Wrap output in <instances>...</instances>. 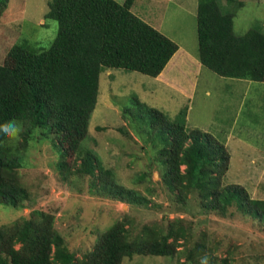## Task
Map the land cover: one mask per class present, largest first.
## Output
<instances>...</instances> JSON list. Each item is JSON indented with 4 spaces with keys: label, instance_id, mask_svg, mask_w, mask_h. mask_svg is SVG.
<instances>
[{
    "label": "trees",
    "instance_id": "1",
    "mask_svg": "<svg viewBox=\"0 0 264 264\" xmlns=\"http://www.w3.org/2000/svg\"><path fill=\"white\" fill-rule=\"evenodd\" d=\"M227 1L243 4L241 0ZM133 3L48 0L44 18L58 23L50 47L32 50L15 45L7 52L0 63V128L15 121L22 131L18 135L20 145L8 146L4 144L7 134L0 130V205L24 207L30 198L21 184L16 153L28 149L37 130L43 136H55L61 170L80 179H96L97 172L100 185L93 180L92 187L98 186L107 198L143 203L136 192L112 181L111 170L105 169L92 151L82 149L97 103L101 72L114 69L155 78L178 51L173 40L131 12ZM7 5L8 0H0V21ZM234 16L222 11L219 0H198L197 60L219 77L264 83V33L250 29L243 35L235 34ZM133 106L135 113L125 109L123 117L130 115L140 134L142 130L160 138L163 146L157 150V161L161 181L176 203L186 205L192 196L201 214L226 218L236 207L241 215L264 221V200L250 198L241 185L222 186L230 164L223 143L207 132L187 130L185 110L170 120L136 100ZM77 153L81 162L71 171L69 158ZM7 154L12 157L6 158ZM53 222L50 214L34 210L27 219L0 227V264H122L123 259L135 255L176 254L184 258L179 264H200L205 254L210 264L218 262L205 244H187L191 228L182 219L168 220L163 227L145 226L134 238L129 237L125 223L117 222L81 259L70 252ZM227 260L223 258L220 263L227 264Z\"/></svg>",
    "mask_w": 264,
    "mask_h": 264
},
{
    "label": "rangeland",
    "instance_id": "2",
    "mask_svg": "<svg viewBox=\"0 0 264 264\" xmlns=\"http://www.w3.org/2000/svg\"><path fill=\"white\" fill-rule=\"evenodd\" d=\"M241 1L240 6L219 0L223 12L235 15V34L243 35L250 29L264 33V0ZM47 3L48 0H8L0 21V63L15 45L32 50L50 47L58 23L44 18ZM155 3L139 0L134 13L137 9L154 12L162 33L187 51L178 52L176 59L186 55L188 61L180 62L179 67L169 65L167 74L173 77L172 82L157 81L136 72L103 70L87 138L82 142L83 150L92 151L102 166L111 170L112 181L136 192L143 203H121L107 198L98 186L92 187L93 180L100 185L97 172L96 179H80L61 170L58 167L61 152L55 136H43L37 130L28 149L16 153L21 163V184L29 191L30 198L24 207L0 205V227L27 219L34 210L50 214L55 230L70 252L81 259L93 249L98 237L117 222L125 223L129 237L134 238L145 226L163 227L168 220L182 219L191 228L187 244H205L218 258L217 264L223 258L228 259L227 264H264V221L241 215L236 207L230 209L231 215L226 218L201 214L192 196L186 205L176 203L175 196L161 181L157 161V150L163 146L160 138L142 130L140 134L131 124L130 115L123 117L125 109L135 113L133 100L161 111L170 120L185 110L187 130L211 134L230 154L229 170L222 178V186L238 184L250 198L264 200V83L222 78L202 67L195 56L194 5L163 0L156 10ZM9 123L19 131L15 136L7 135L4 144L19 146L22 128L15 121ZM80 157L77 153L69 158L71 171L80 164ZM183 260L177 254L135 255L123 259L122 264H179Z\"/></svg>",
    "mask_w": 264,
    "mask_h": 264
},
{
    "label": "crops",
    "instance_id": "3",
    "mask_svg": "<svg viewBox=\"0 0 264 264\" xmlns=\"http://www.w3.org/2000/svg\"><path fill=\"white\" fill-rule=\"evenodd\" d=\"M149 2H157V3H155L156 5V10H157V8H158V6L160 5V4H162V1L163 0H148ZM178 1H181L185 6H188L189 5V3L188 2H191V4H193L194 5V14H195V17H196V11H197V6H198V0H178ZM137 3H139V0H134V3H133V5H132V7H131V12L135 15V16H137L138 18H140L142 21H144L145 23H147L148 25H150V26H152L153 28H155V29H157L158 27L160 28V24L158 23V21H157V19L155 18V16H154V12H152V11H149V12H145L144 10H141V9H137V12L136 13H134V5H136ZM159 3V4H158ZM156 12V11H155ZM158 26V27H157ZM157 29L160 33H162V29ZM164 36H166V37H168L169 39H171V40H173L171 37H169V36H167V34H165V33H162ZM174 41V40H173ZM176 43V42H175ZM177 44V43H176ZM177 46H178V51L175 53V55L172 57V59L169 61V63L167 64V66L165 67V69L161 72V74L159 75V76H157V77H155V78H153V79H157V81H159V80H170V82H172L171 80V78H173V77H171L170 76V74H167V69H168V67H169V65L171 64H175V65H177V67H179L180 66V62H186V61H188V57L186 56V55H182L181 56V60H177L176 58L177 57H175L176 55H177V53L178 52H181V51H184L185 53H183V54H186L187 53V51L186 50H184L185 48H183V47H180V45H178L177 44ZM188 50V49H187ZM195 56L197 57V52H196V54H195ZM174 59V60H173ZM189 59H190V61H194V59L193 58H190L189 57ZM166 71V72H165ZM165 72V75L166 76H164L163 77V73ZM192 84V83H191ZM185 86V85H184ZM190 86V85H189ZM186 88V87H185ZM190 89V88H189ZM186 90V89H185Z\"/></svg>",
    "mask_w": 264,
    "mask_h": 264
},
{
    "label": "clouds",
    "instance_id": "4",
    "mask_svg": "<svg viewBox=\"0 0 264 264\" xmlns=\"http://www.w3.org/2000/svg\"><path fill=\"white\" fill-rule=\"evenodd\" d=\"M5 134L15 136L19 129L13 123H6L0 128ZM200 264H210V257L205 254L200 258Z\"/></svg>",
    "mask_w": 264,
    "mask_h": 264
}]
</instances>
